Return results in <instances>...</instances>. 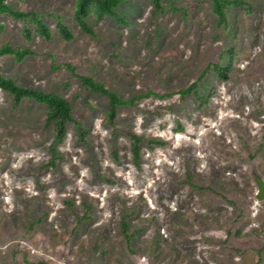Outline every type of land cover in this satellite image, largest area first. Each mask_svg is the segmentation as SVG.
Listing matches in <instances>:
<instances>
[{
	"label": "rangeland",
	"instance_id": "374dc122",
	"mask_svg": "<svg viewBox=\"0 0 264 264\" xmlns=\"http://www.w3.org/2000/svg\"><path fill=\"white\" fill-rule=\"evenodd\" d=\"M246 1L221 24L212 0H128L118 16L93 12L92 35L76 0H8L52 35L0 14V46L33 52L0 57V73L63 95L88 133L69 123L54 143L46 105L0 88V264H264L252 175L264 176V0ZM81 76L145 96L111 122L109 98ZM195 82L197 94L179 93Z\"/></svg>",
	"mask_w": 264,
	"mask_h": 264
},
{
	"label": "trees",
	"instance_id": "16d2710c",
	"mask_svg": "<svg viewBox=\"0 0 264 264\" xmlns=\"http://www.w3.org/2000/svg\"><path fill=\"white\" fill-rule=\"evenodd\" d=\"M125 1L128 0H76L74 6V19L80 25L81 29L88 34L94 35V30L88 23V17L94 12L98 19H102L105 16H118L116 9ZM156 10H160L163 7V0H153ZM214 13L219 19L221 24H227L226 9L229 6H248L246 0H212ZM8 13L15 19H28L32 18L36 22L37 29L46 38H51V30L48 25L42 21L34 13L24 11H14L11 9L8 0H0V14ZM58 30L60 35L67 41L74 38L70 27L63 22H59ZM3 29V25L0 23V31ZM30 33L29 30H27ZM29 49L15 48L10 44L0 46V57L11 55L17 60L22 61L28 55H31ZM212 67L222 78L228 77V70L219 65L213 64ZM83 84L91 90L101 93L107 96L110 100V107L108 109V117L111 122L117 114L118 105L133 104L136 101L144 98L145 95H138L130 100H123L116 93L104 86L102 83L95 81L90 76H81ZM198 82L191 84L188 88L181 90L179 93L184 96L188 93L194 92L197 94ZM0 88L10 93L15 101V104H19L24 98L33 99L39 103L45 104L47 107V125L53 124L55 129V142H61L67 134V125L73 123L76 125L77 134L79 138L84 141L88 131L82 125L80 121L76 119L73 113L72 104L60 93L49 92L34 87H26L19 85L12 77H7L0 73ZM151 94V92H149ZM129 136L132 139V151L135 163L140 159L141 148V136L130 132ZM55 151V150H54Z\"/></svg>",
	"mask_w": 264,
	"mask_h": 264
},
{
	"label": "water",
	"instance_id": "95a60500",
	"mask_svg": "<svg viewBox=\"0 0 264 264\" xmlns=\"http://www.w3.org/2000/svg\"><path fill=\"white\" fill-rule=\"evenodd\" d=\"M252 175L258 186L256 198L259 201H263L264 200V176L258 172L256 167L253 168Z\"/></svg>",
	"mask_w": 264,
	"mask_h": 264
}]
</instances>
